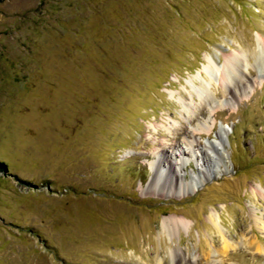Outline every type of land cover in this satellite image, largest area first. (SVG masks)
Segmentation results:
<instances>
[{
    "label": "rangeland",
    "instance_id": "374dc122",
    "mask_svg": "<svg viewBox=\"0 0 264 264\" xmlns=\"http://www.w3.org/2000/svg\"><path fill=\"white\" fill-rule=\"evenodd\" d=\"M259 42L264 0H0V264H264Z\"/></svg>",
    "mask_w": 264,
    "mask_h": 264
},
{
    "label": "bare ground",
    "instance_id": "6f19581e",
    "mask_svg": "<svg viewBox=\"0 0 264 264\" xmlns=\"http://www.w3.org/2000/svg\"><path fill=\"white\" fill-rule=\"evenodd\" d=\"M244 62H245V60L242 58L241 54H239V52H238L235 55L233 54L232 56H229L226 59L223 67L220 68L219 66H217V64H215L213 57H211L208 59V64L206 65L205 70L207 72H210L211 74H213V72H215V73L218 72V74L220 73V75L223 79V82L230 86L231 83H237V82L240 83V82H243L247 78V73L244 70V67H246L247 65L243 64ZM256 62L259 64L258 67L261 68V70H264V45L261 42H259V57H258V60ZM262 75L263 76L261 77V82L263 84L264 83V74H262ZM199 86H200V90H201L199 93V96H201L202 99L211 98L212 95H210V91L207 90L205 85L201 84ZM231 92H232V96L235 95L236 89L231 90ZM185 109L190 110V111L192 110L191 107L187 106V105H185ZM223 130H224V128H221L218 132H216V134L219 135L218 136L219 137V145H221L222 148H225V146H226L225 138L222 135ZM188 143L193 146V141H189ZM207 147H210L214 150L218 149L217 145L213 142H208ZM164 150L165 149L163 147L160 148V150L157 151V152H159L158 156L160 154H164ZM198 152L200 153V156L202 159V165L205 167L206 171L203 172L202 175L199 176V179L194 180L192 182V185H195L196 182L203 180L207 174H211V173L215 174L217 172L216 168H214L215 166H213L211 161L209 160V154H208L207 150H205V148L203 149L202 147H199ZM215 153H219V150H217ZM219 154H218V156H219ZM162 157H157V161H155V164H156L155 169L156 170H155L154 175H153V182L159 184L162 181V183L164 185L166 183V181H168L173 186H177L179 183V180L181 178L180 171L175 167V165L171 161L164 163V160ZM261 222H262V227L264 228V220L262 219ZM184 223H185V221L182 218H180L178 216H170L168 218L162 219V221L160 222L161 230L162 229L163 230L168 229V228L170 230H173L176 227H180ZM231 246H234V243L224 239L223 249L231 247ZM177 253H179V252H177ZM178 255H180V254H178ZM161 259H163V258H161ZM172 261H173V259H172ZM178 261H180V259H178Z\"/></svg>",
    "mask_w": 264,
    "mask_h": 264
}]
</instances>
